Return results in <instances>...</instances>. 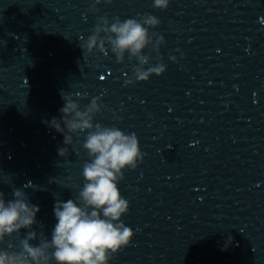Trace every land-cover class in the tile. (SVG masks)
<instances>
[{"label":"clouds","instance_id":"1","mask_svg":"<svg viewBox=\"0 0 264 264\" xmlns=\"http://www.w3.org/2000/svg\"><path fill=\"white\" fill-rule=\"evenodd\" d=\"M101 2L94 0L90 11L99 12L97 5ZM103 3L112 4L113 0H103ZM169 3L170 0H153V7L166 10ZM160 23L151 14L124 20L116 16L111 22L107 15L97 16L92 34L87 40L81 37L79 47L85 58L93 52L107 55L110 51L117 63H124L126 56L129 62L136 61L124 86L147 82L152 75L162 76L167 68L160 55L165 38L161 33L150 31ZM149 47L156 54L155 64H151V53L145 54ZM169 59L177 63L175 56ZM80 70L83 72L81 65ZM62 98L65 104L59 109L61 116L52 118L50 127L64 136L65 146L58 149L61 157L69 154L68 146L77 152L74 135L87 133L83 142L89 157L82 167L85 183L75 198L55 203L57 223L50 240L43 232L38 234L33 230L40 208L31 204L22 190L15 189L13 199L7 201L0 192V245L22 229L28 230L18 249L12 243H7L6 248L0 247V264H52L53 261L55 264H109L131 246L135 236L134 230L122 221L130 202L122 196L118 185L125 171L136 170L143 163L145 153L138 136L116 126L94 123L96 114L106 107L100 96L93 97L83 109L71 97L63 95ZM50 182L57 183V180ZM36 240L37 244L31 243ZM231 244L229 236L221 250H227Z\"/></svg>","mask_w":264,"mask_h":264}]
</instances>
